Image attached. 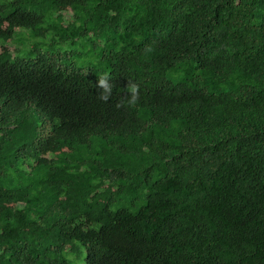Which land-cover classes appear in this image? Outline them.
<instances>
[{"label": "trees", "instance_id": "16d2710c", "mask_svg": "<svg viewBox=\"0 0 264 264\" xmlns=\"http://www.w3.org/2000/svg\"><path fill=\"white\" fill-rule=\"evenodd\" d=\"M0 264H264V0H0Z\"/></svg>", "mask_w": 264, "mask_h": 264}, {"label": "clouds", "instance_id": "9594fccd", "mask_svg": "<svg viewBox=\"0 0 264 264\" xmlns=\"http://www.w3.org/2000/svg\"><path fill=\"white\" fill-rule=\"evenodd\" d=\"M109 75L107 73L102 74L101 76L98 77L97 79V87L99 89H101L102 91L99 93V98L104 101L107 102L109 99V92L111 91L113 85L109 82ZM126 91L127 93H129V97L126 101H124L123 99L121 100V102H118L116 104V107H120L121 104H126L128 107H132L137 103V97H138V85L136 84H128L126 87Z\"/></svg>", "mask_w": 264, "mask_h": 264}, {"label": "rangeland", "instance_id": "374dc122", "mask_svg": "<svg viewBox=\"0 0 264 264\" xmlns=\"http://www.w3.org/2000/svg\"><path fill=\"white\" fill-rule=\"evenodd\" d=\"M7 47H9L10 49H12L13 48V46L12 45H8ZM26 49V48H25Z\"/></svg>", "mask_w": 264, "mask_h": 264}]
</instances>
